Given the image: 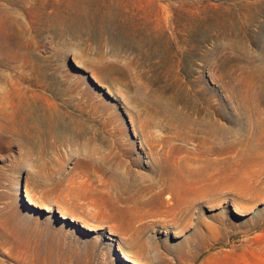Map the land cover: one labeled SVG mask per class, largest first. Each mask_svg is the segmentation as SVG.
Masks as SVG:
<instances>
[{
	"label": "rangeland",
	"instance_id": "rangeland-1",
	"mask_svg": "<svg viewBox=\"0 0 264 264\" xmlns=\"http://www.w3.org/2000/svg\"><path fill=\"white\" fill-rule=\"evenodd\" d=\"M13 1L0 264H264V0Z\"/></svg>",
	"mask_w": 264,
	"mask_h": 264
},
{
	"label": "bare ground",
	"instance_id": "bare-ground-1",
	"mask_svg": "<svg viewBox=\"0 0 264 264\" xmlns=\"http://www.w3.org/2000/svg\"><path fill=\"white\" fill-rule=\"evenodd\" d=\"M15 4H16V2L17 1H13ZM2 8L3 7H0V11H2ZM7 8V7H6ZM8 12V11H7ZM12 16V15H11ZM109 24V23H108ZM84 28V27H83ZM99 29V28H98ZM106 29V28H105ZM147 29V28H146ZM76 33V32H75ZM150 36V35H149ZM91 37V36H90ZM83 38V37H82ZM90 41H91V38H90ZM92 45V44H91ZM112 45V44H111ZM70 46V45H69ZM74 46V45H73ZM79 47V46H78ZM76 49V48H75ZM81 49V48H80ZM79 49V50H80ZM72 50V49H71ZM6 125V124H5ZM16 126V125H15ZM27 127V126H26ZM3 128V127H2ZM42 128V127H41ZM28 133V132H27ZM34 137V136H33ZM82 138V137H81ZM52 139V138H51ZM30 141V140H29ZM40 173V172H39ZM119 175V174H118ZM126 181V180H125ZM139 247H140V249H142V251H146V250H148L149 248H150V245H149V243H147L146 241H141L140 243H139ZM150 251V250H149ZM148 251V252H149ZM122 254H123V252H121ZM124 255V254H123ZM124 256H126V255H124Z\"/></svg>",
	"mask_w": 264,
	"mask_h": 264
},
{
	"label": "water",
	"instance_id": "water-1",
	"mask_svg": "<svg viewBox=\"0 0 264 264\" xmlns=\"http://www.w3.org/2000/svg\"><path fill=\"white\" fill-rule=\"evenodd\" d=\"M56 215H57L58 218H60V219L62 218L59 214H57V212H56ZM70 222H73V221L70 220Z\"/></svg>",
	"mask_w": 264,
	"mask_h": 264
}]
</instances>
